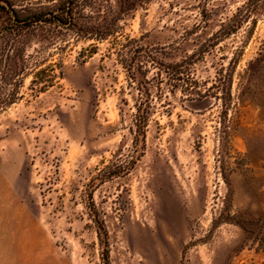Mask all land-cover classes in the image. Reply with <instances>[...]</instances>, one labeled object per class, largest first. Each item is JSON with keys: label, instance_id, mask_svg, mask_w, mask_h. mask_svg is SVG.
Instances as JSON below:
<instances>
[{"label": "rangeland", "instance_id": "1", "mask_svg": "<svg viewBox=\"0 0 264 264\" xmlns=\"http://www.w3.org/2000/svg\"><path fill=\"white\" fill-rule=\"evenodd\" d=\"M63 1L0 0V264H264V0Z\"/></svg>", "mask_w": 264, "mask_h": 264}, {"label": "trees", "instance_id": "2", "mask_svg": "<svg viewBox=\"0 0 264 264\" xmlns=\"http://www.w3.org/2000/svg\"><path fill=\"white\" fill-rule=\"evenodd\" d=\"M92 2H93V0H81V9L86 7L87 4H89V5L92 4ZM78 3H79V0H64L63 3H61V5L63 6L62 17H58L57 15H54L53 12H50L49 14L52 17V19L56 21V24H60V25L65 24V25H67L68 29H70V28L74 29V28H76L77 21H78V16L76 13V9L78 8ZM135 4H136V1L133 0L132 3L130 4V6L133 7V6H135ZM7 6H8V3H7ZM59 7H60V5L57 7V11L59 10ZM11 12L13 14H15L14 11H11ZM34 18L35 17L33 16V17H27L23 20L18 19L19 21L16 20V22L11 25V28H12V26L15 29L16 28H20V29L27 28L30 24V20L34 19ZM24 26H27V27H24ZM107 31L109 33L111 32L110 29H107ZM85 34H86V32H82V35H85ZM93 34H96V33H93ZM107 35H108V33L105 34L104 36H107ZM97 36H99V35H97ZM100 39H102V38H100ZM135 42H136L135 40L128 41L125 45V48L129 49V47H132L131 44L135 43ZM131 52H132V55L127 56L125 59V69H126L127 73L129 74V79L134 80L136 66H138V64L140 62L139 63L136 62V60H137L135 57L136 51L133 50ZM0 65H1V60H0ZM12 103L13 102L11 99L9 101H2L0 99V109L2 110L3 108L6 107V105H8V104L10 105ZM142 130L143 129H141V131Z\"/></svg>", "mask_w": 264, "mask_h": 264}]
</instances>
